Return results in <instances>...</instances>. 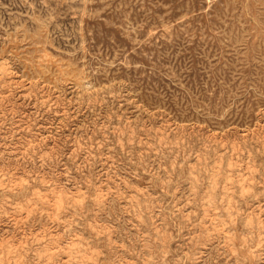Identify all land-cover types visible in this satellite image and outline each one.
Returning <instances> with one entry per match:
<instances>
[{
	"label": "rangeland",
	"instance_id": "1",
	"mask_svg": "<svg viewBox=\"0 0 264 264\" xmlns=\"http://www.w3.org/2000/svg\"><path fill=\"white\" fill-rule=\"evenodd\" d=\"M0 264H264V0H0Z\"/></svg>",
	"mask_w": 264,
	"mask_h": 264
},
{
	"label": "bare ground",
	"instance_id": "2",
	"mask_svg": "<svg viewBox=\"0 0 264 264\" xmlns=\"http://www.w3.org/2000/svg\"><path fill=\"white\" fill-rule=\"evenodd\" d=\"M59 234V233H58ZM64 260V259H63Z\"/></svg>",
	"mask_w": 264,
	"mask_h": 264
}]
</instances>
